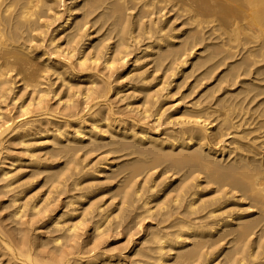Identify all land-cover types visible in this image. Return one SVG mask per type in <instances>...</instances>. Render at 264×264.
Masks as SVG:
<instances>
[{"label": "bare ground", "instance_id": "6f19581e", "mask_svg": "<svg viewBox=\"0 0 264 264\" xmlns=\"http://www.w3.org/2000/svg\"><path fill=\"white\" fill-rule=\"evenodd\" d=\"M262 75L264 0H0V264H264Z\"/></svg>", "mask_w": 264, "mask_h": 264}, {"label": "rangeland", "instance_id": "374dc122", "mask_svg": "<svg viewBox=\"0 0 264 264\" xmlns=\"http://www.w3.org/2000/svg\"><path fill=\"white\" fill-rule=\"evenodd\" d=\"M62 8V7H61ZM262 76H264V75H262ZM76 82H78V86H79V84H80V88L81 87H83V86H85V80H78V81H76ZM55 84H57L58 85V83H55ZM55 84H54V87H56L55 86ZM16 90H17V88H16ZM78 97V96H77ZM54 101V100H53ZM53 101L51 100V102L50 103H53ZM6 102V101H5ZM22 102V101H21ZM4 103V102H3ZM3 103H1V106H2V108L4 109L5 108V105H7V103H8V100H7V102L6 103H4V106L2 105ZM8 107L10 106V105H7ZM7 106H6V108H7ZM15 107L16 106H14L13 107V111H11V113H13V112H15L16 110H15ZM12 108V106H10V108H7V109H11ZM12 110V109H11ZM108 147L107 146H101L100 148H98L97 149V151L96 150H94V152L92 153L91 152V156H90V154H87V156H86V158L85 157H83V151L84 150H86V148H84V149H81V150H79V152H78V156H79V158L80 159H83L84 158V163H85V160L87 161V162H89V161H94L95 159H96V157H99L101 154L102 155H104L103 153H105L104 151L107 149ZM41 149V150H40ZM39 150H38V152H42L43 153V151H45L44 149H46L47 150V148H45V147H42V148H40ZM19 152L20 150H19V148H13V150H12V152L14 153V152H17V151ZM83 150V151H82ZM100 150V151H99ZM17 152V153H18ZM100 153V154H99ZM108 156H109V154H108ZM66 159L65 158H61V159H59L58 161H56L57 163V165H59V166H61V165H64L63 163H64V161H65ZM89 160V161H88ZM23 169H25V168H23ZM26 170V169H25ZM26 173H27V171H26ZM27 175V174H26ZM111 175V171L109 170V169H107V170H105V171H103L101 174H99V176L97 177V174H95V173H93V174H87L86 176H84L83 175V177H81L80 179H79V181H80V185H82V183H83V186H84V184L86 185L88 182V184H92L93 185V187H94V189H93V191H94V193L92 192L91 194H90V198L91 197H96L95 198V200H98L99 201V203H102V204H104V205H108L107 207H109V208H113V206H114V204H116V202H117V200H118V196H116V190H115V187H116V184H117V180H113L112 179V177L110 176ZM67 175H65V177H66ZM111 177V178H110ZM41 178V177H40ZM40 178H36V179H34V182L32 183V185L29 187V190H30V194H34V195H36L35 196V198L37 199V200H39L41 197H43L44 195H46L45 194V191H46V188L48 187L47 186V184L46 185H43V187H41V185H42V179H40ZM107 178V179H106ZM103 180H105V181H103ZM107 180V181H106ZM110 180V181H109ZM112 180V181H111ZM105 182V183H104ZM95 185V186H94ZM97 190V191H96ZM92 194H94V195H92ZM105 194V195H104ZM50 195H52V193L50 194ZM49 195V196H50ZM55 195V193H53V195L52 196H54ZM100 195V196H99ZM103 195H104V197H103ZM51 196V197H52ZM64 197V195H62V196H60L59 197V199H62ZM106 197H107V199H106ZM89 197L87 196V197H85V198H83V200H81V204L83 203V204H85L88 200ZM102 198V199H101ZM85 199V200H84ZM112 200V201H111ZM114 200V201H113ZM109 201V202H108ZM111 204H112V206H111ZM80 207H81V205H79ZM108 208V209H109ZM79 211H80V209H79ZM75 221V220H74ZM40 230V229H39ZM39 230L36 232L35 231V233H38L39 232ZM79 230H81L80 231V233L83 231V233L85 232V229H79ZM41 232H42V230H41ZM44 232V231H43ZM112 234V235H111ZM82 237H80V239H79V241H81V240H83V239H85V234H80ZM122 235V236H121ZM110 236V237H109ZM113 236V237H112ZM125 235H124V233L122 232H119V234L118 233H109V235H104L103 237V240H104V242L102 243V245H101V247L102 248H104L105 249V251L107 250H111V251H113V252H115L117 249H118V247L120 246V248L121 247H124V245L123 244H125V239H126V237H124ZM138 236V234L135 236V237H137ZM125 241V242H124ZM217 244V243H216ZM216 244L214 245H212V247L210 246V251L213 253L214 251V253L213 254H211V258H210V260L208 261V262H210V264H223V262H224V260L222 261L221 260V257H222V255H219V256H217L218 255V253H217V250H220V249H222L223 247H226V246H228L226 243L224 244V242H222V245H217V247H219L218 249H216L217 247H216ZM115 246V247H114ZM216 247V248H215ZM107 248V249H106ZM111 248V249H110ZM116 248V249H115ZM215 248V249H214ZM103 249V250H104ZM223 259V258H222ZM219 260V261H218ZM221 260V261H220ZM214 262H216V263H214ZM173 263V261L171 260V261H169V262H167V264H172ZM174 264V263H173Z\"/></svg>", "mask_w": 264, "mask_h": 264}]
</instances>
